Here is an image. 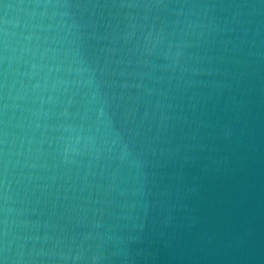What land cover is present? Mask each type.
Returning a JSON list of instances; mask_svg holds the SVG:
<instances>
[{"label":"water","instance_id":"1","mask_svg":"<svg viewBox=\"0 0 264 264\" xmlns=\"http://www.w3.org/2000/svg\"><path fill=\"white\" fill-rule=\"evenodd\" d=\"M0 264H264V0H0Z\"/></svg>","mask_w":264,"mask_h":264}]
</instances>
